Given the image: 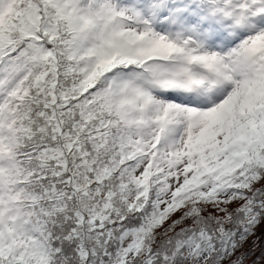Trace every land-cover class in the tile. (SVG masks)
Here are the masks:
<instances>
[{"label": "snow or ice", "instance_id": "1", "mask_svg": "<svg viewBox=\"0 0 264 264\" xmlns=\"http://www.w3.org/2000/svg\"><path fill=\"white\" fill-rule=\"evenodd\" d=\"M262 226L264 0H0V264H264Z\"/></svg>", "mask_w": 264, "mask_h": 264}, {"label": "rangeland", "instance_id": "2", "mask_svg": "<svg viewBox=\"0 0 264 264\" xmlns=\"http://www.w3.org/2000/svg\"><path fill=\"white\" fill-rule=\"evenodd\" d=\"M261 231H264V226H262L261 229H258L257 234H260ZM251 243H252V241L250 240V241H249V245H248V247L251 246ZM257 254H258V253H257Z\"/></svg>", "mask_w": 264, "mask_h": 264}, {"label": "trees", "instance_id": "3", "mask_svg": "<svg viewBox=\"0 0 264 264\" xmlns=\"http://www.w3.org/2000/svg\"><path fill=\"white\" fill-rule=\"evenodd\" d=\"M259 235V234H258Z\"/></svg>", "mask_w": 264, "mask_h": 264}]
</instances>
